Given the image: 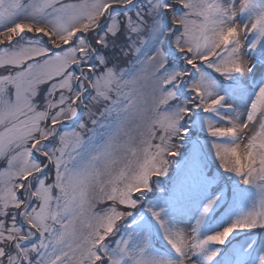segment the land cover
Segmentation results:
<instances>
[{
    "label": "snow or ice",
    "instance_id": "6c2138e0",
    "mask_svg": "<svg viewBox=\"0 0 264 264\" xmlns=\"http://www.w3.org/2000/svg\"><path fill=\"white\" fill-rule=\"evenodd\" d=\"M0 264H264V0H0Z\"/></svg>",
    "mask_w": 264,
    "mask_h": 264
},
{
    "label": "rangeland",
    "instance_id": "374dc122",
    "mask_svg": "<svg viewBox=\"0 0 264 264\" xmlns=\"http://www.w3.org/2000/svg\"><path fill=\"white\" fill-rule=\"evenodd\" d=\"M3 165L2 164H0V167H2Z\"/></svg>",
    "mask_w": 264,
    "mask_h": 264
}]
</instances>
